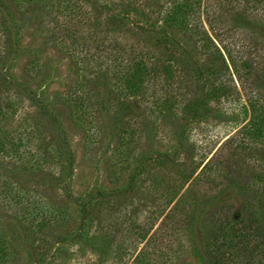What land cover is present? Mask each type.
Segmentation results:
<instances>
[{
	"label": "rangeland",
	"instance_id": "374dc122",
	"mask_svg": "<svg viewBox=\"0 0 264 264\" xmlns=\"http://www.w3.org/2000/svg\"><path fill=\"white\" fill-rule=\"evenodd\" d=\"M244 18L264 36V0H0V264H206L264 222Z\"/></svg>",
	"mask_w": 264,
	"mask_h": 264
},
{
	"label": "trees",
	"instance_id": "16d2710c",
	"mask_svg": "<svg viewBox=\"0 0 264 264\" xmlns=\"http://www.w3.org/2000/svg\"><path fill=\"white\" fill-rule=\"evenodd\" d=\"M106 20H108V23H116V27L110 30V32H119L121 30V25L117 26V22L120 21L121 23V19H119L118 17H111L110 15H108L106 17ZM171 20H173L172 14ZM234 24H240V28L249 30L252 34V38L258 40L259 44L257 46L264 50V36L260 33L262 28L258 25L257 22L249 21L244 18L243 21L239 19L235 21ZM208 28L212 33L211 27ZM135 29L138 33L143 32L151 34L159 44L166 45V49L174 48L175 50L176 48H178L176 42L171 39H168L159 30L147 31L146 29L143 30V28L139 26H136ZM226 32L231 31L226 30ZM194 33L199 37L200 41L202 42L205 48L209 49L206 45L207 43L211 47H213L212 42L209 41L206 32L202 28H196ZM180 53L182 56L186 55L184 51ZM186 56L188 57V55ZM243 66L246 67L248 71L246 74L250 75V71L254 72V70L251 69V66H249L247 62H244ZM260 68V72L258 70L259 75L254 73L253 79L261 82V84L264 85V65H262ZM199 102H201L202 104L201 110H203V113H205L207 111V108L203 106V99H201ZM238 188L242 194L246 195V188L244 186L240 185ZM213 240L214 242L218 243V246L215 247L213 252L207 253L206 264H255V257L264 248V222L259 223L253 228L240 227L239 229L235 228L234 226H230L228 228L226 226V230L222 228L216 231V235Z\"/></svg>",
	"mask_w": 264,
	"mask_h": 264
}]
</instances>
